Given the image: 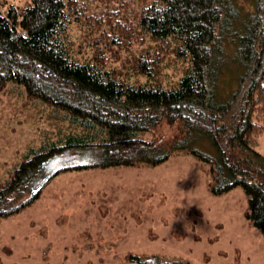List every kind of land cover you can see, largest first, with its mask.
I'll list each match as a JSON object with an SVG mask.
<instances>
[{"label":"trees","instance_id":"trees-1","mask_svg":"<svg viewBox=\"0 0 264 264\" xmlns=\"http://www.w3.org/2000/svg\"><path fill=\"white\" fill-rule=\"evenodd\" d=\"M73 24L86 25L96 48L106 49L78 58L69 40ZM145 37L159 46L134 61L147 81L131 84L107 69L108 60L119 59L112 48L125 51ZM168 52L185 66L171 87L157 82ZM9 83L24 87L28 99L49 106L66 125L31 148L0 184V221L30 207L62 173L158 166L186 153L207 166L213 194L243 188L246 219L264 236V154L258 150L264 135V0L0 6V89ZM73 151L94 158L54 168ZM154 257L155 263L133 259L167 264Z\"/></svg>","mask_w":264,"mask_h":264},{"label":"rangeland","instance_id":"rangeland-1","mask_svg":"<svg viewBox=\"0 0 264 264\" xmlns=\"http://www.w3.org/2000/svg\"><path fill=\"white\" fill-rule=\"evenodd\" d=\"M30 4L0 0L3 10ZM69 40L83 60L106 49L96 48L84 24L70 27ZM158 47L145 37L128 50L112 48L119 59L108 60L107 69L131 84L143 83L148 78L137 74L134 61ZM167 54L157 82L171 87L185 66ZM25 92L13 83L0 89V184L31 148L38 149L66 125ZM260 140L258 150L264 154V135ZM93 158L73 151L54 168ZM206 170L195 156L181 153L158 166L62 173L30 207L0 221V264H139L137 256L150 263L158 256L167 264H264V236L246 219L243 188L215 195Z\"/></svg>","mask_w":264,"mask_h":264},{"label":"crops","instance_id":"crops-1","mask_svg":"<svg viewBox=\"0 0 264 264\" xmlns=\"http://www.w3.org/2000/svg\"><path fill=\"white\" fill-rule=\"evenodd\" d=\"M260 142H261V140H260Z\"/></svg>","mask_w":264,"mask_h":264}]
</instances>
